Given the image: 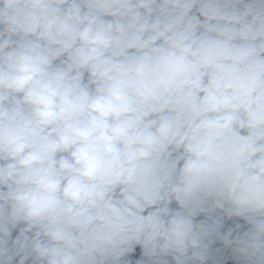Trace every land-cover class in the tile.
I'll return each mask as SVG.
<instances>
[{
  "label": "clouds",
  "instance_id": "1",
  "mask_svg": "<svg viewBox=\"0 0 264 264\" xmlns=\"http://www.w3.org/2000/svg\"><path fill=\"white\" fill-rule=\"evenodd\" d=\"M0 264H264V0H0Z\"/></svg>",
  "mask_w": 264,
  "mask_h": 264
}]
</instances>
